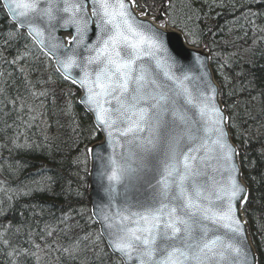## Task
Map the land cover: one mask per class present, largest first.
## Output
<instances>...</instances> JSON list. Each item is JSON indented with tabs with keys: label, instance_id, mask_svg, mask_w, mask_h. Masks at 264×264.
<instances>
[{
	"label": "snow or ice",
	"instance_id": "6c2138e0",
	"mask_svg": "<svg viewBox=\"0 0 264 264\" xmlns=\"http://www.w3.org/2000/svg\"><path fill=\"white\" fill-rule=\"evenodd\" d=\"M174 8L173 0H0L15 25L4 44L26 30L68 84L67 112L74 111L78 88L88 121L74 122L67 159L77 168L74 175H94L107 202L92 212L98 233L63 249L72 260L88 250V264H262L243 216L251 193L242 179L247 157L229 131L237 126L234 116L221 107L210 57L200 47H185V38L200 44L196 34H172ZM241 10L254 23L264 18V0H247ZM58 29L69 31L58 37ZM12 145L26 154L41 148L19 133ZM16 164L17 172L27 167ZM47 168L42 164L41 179L31 181L35 187L25 185L19 194L50 191L56 180L44 175ZM3 244L11 246L7 239ZM259 247L264 253V242ZM8 255L36 253L13 247Z\"/></svg>",
	"mask_w": 264,
	"mask_h": 264
},
{
	"label": "trees",
	"instance_id": "16d2710c",
	"mask_svg": "<svg viewBox=\"0 0 264 264\" xmlns=\"http://www.w3.org/2000/svg\"><path fill=\"white\" fill-rule=\"evenodd\" d=\"M246 2L173 0L171 18H183L185 27L196 34L192 38H198L200 44L190 45L207 46L222 103L234 116L237 126L231 132L247 157L242 179L251 193L243 215L255 252L264 264L259 247L264 242V18L254 23L253 18H246L241 10ZM194 13L203 14L201 23L193 19ZM13 28L15 25L10 26L0 9V189H5L0 190V196H5L0 197V264H88L90 251H82L75 260L63 251L77 239L88 233L95 236L99 230L90 211L88 178L83 172L74 175L77 168L67 159L73 155L69 146L74 122H88L77 103L79 91L73 88L77 93L72 101L74 111L68 113V84L61 81L53 62L26 32L4 44L5 34ZM20 56L23 59H17ZM42 92L46 95H38ZM18 133L21 141L26 137L40 144V150L26 154L15 149L12 140ZM238 133L241 135L236 139ZM18 160L27 165L26 169L15 171ZM42 164L48 165L44 175L53 177L56 183L50 191L20 195L25 185L35 187L31 181L41 179L36 173ZM21 225L23 230L16 233ZM4 239L11 246H5ZM33 241L40 244L39 250L32 247ZM13 247L28 248L36 256H9Z\"/></svg>",
	"mask_w": 264,
	"mask_h": 264
},
{
	"label": "water",
	"instance_id": "95a60500",
	"mask_svg": "<svg viewBox=\"0 0 264 264\" xmlns=\"http://www.w3.org/2000/svg\"><path fill=\"white\" fill-rule=\"evenodd\" d=\"M137 13H138V11H137ZM66 31H69V30H66V29H58L57 32H56V35L58 37H63L65 35ZM25 32H26V30H25ZM172 34L173 35H176L177 33L175 31H172ZM89 36L92 39L95 38L94 33H91L90 32L89 33ZM89 42H91V41H89ZM184 44H185V47L186 48H195L193 46L187 45L185 43V41H184ZM200 48L203 49V51L208 55L207 50H206L205 47H200ZM40 50L44 53V51L42 49H40ZM84 55H87V53L85 52ZM48 57L53 62V65H54V67L56 69V61H55V59L51 58L50 56H48ZM182 63L183 64H189V61L185 60V61H182ZM207 63H208L209 69L212 71L211 66H210V60L209 59H208ZM193 64H194V62H193ZM72 71H73V74L74 75H78L79 74V69H73ZM198 71H199L198 68L193 67V72L198 73ZM212 78L215 81V83L217 84V81L214 78L213 72H212ZM78 91H79V89H78ZM78 99H79V96H78ZM78 99H77V101H78ZM81 107L83 108L82 105H81ZM221 107H223V106L221 105ZM89 171L90 172L92 171L91 161L89 162ZM88 197H89V200H90V211H91V215H92L93 209H94V207H95V205L97 203H99L101 201L107 202V198H106L105 194L103 193V191L100 189L99 185L96 183L94 175H89V179H88ZM92 217L96 221V217L93 216V215H92ZM97 226H98V229H99V224L98 223H97ZM246 228H247V225H246ZM247 232H248V230H247ZM248 238H249V236H248ZM249 242L251 243L250 238H249ZM252 250L255 252V249H254L253 245H252Z\"/></svg>",
	"mask_w": 264,
	"mask_h": 264
},
{
	"label": "bare ground",
	"instance_id": "6f19581e",
	"mask_svg": "<svg viewBox=\"0 0 264 264\" xmlns=\"http://www.w3.org/2000/svg\"><path fill=\"white\" fill-rule=\"evenodd\" d=\"M193 19L194 20H197L199 23H201V19H203V14H199V13H194L193 14ZM172 20H175L176 21V24L175 25H171L170 24V29L172 30V31H175L176 33H179L181 36H183L184 35V32L185 31H190L191 32V30H189L188 28H186L185 27V20L183 19V18H181V17H177V18H172ZM184 30V31H181V30ZM192 33V32H191ZM185 43L187 44V45H189L188 43H187V38H185ZM78 90V89H77ZM79 96V95H78ZM221 105L223 106V108H225L224 107V105H223V103H222V100H221ZM229 131H230V133L232 134V132H231V128L229 129ZM233 143L234 144H236V142H235V140L233 139ZM237 145V144H236ZM24 177H28V178H30L29 176H24ZM87 178L89 179V175L87 176ZM0 197H5V196H0ZM248 236H249V238H250V234H249V232H248ZM250 240H251V238H250ZM252 243V242H251ZM253 245V244H252Z\"/></svg>",
	"mask_w": 264,
	"mask_h": 264
}]
</instances>
